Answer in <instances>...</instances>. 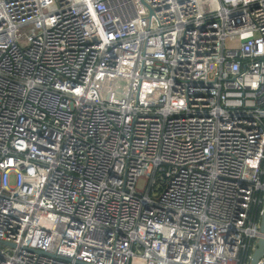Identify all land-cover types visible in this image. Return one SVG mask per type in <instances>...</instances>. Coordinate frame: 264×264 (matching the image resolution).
<instances>
[{
	"label": "built area",
	"instance_id": "built-area-1",
	"mask_svg": "<svg viewBox=\"0 0 264 264\" xmlns=\"http://www.w3.org/2000/svg\"><path fill=\"white\" fill-rule=\"evenodd\" d=\"M263 162L264 0H0V264H250Z\"/></svg>",
	"mask_w": 264,
	"mask_h": 264
},
{
	"label": "water",
	"instance_id": "water-1",
	"mask_svg": "<svg viewBox=\"0 0 264 264\" xmlns=\"http://www.w3.org/2000/svg\"><path fill=\"white\" fill-rule=\"evenodd\" d=\"M261 232L262 235L257 240V247L253 251L252 259L250 264H260V259L264 256V210L261 216Z\"/></svg>",
	"mask_w": 264,
	"mask_h": 264
},
{
	"label": "trees",
	"instance_id": "trees-1",
	"mask_svg": "<svg viewBox=\"0 0 264 264\" xmlns=\"http://www.w3.org/2000/svg\"><path fill=\"white\" fill-rule=\"evenodd\" d=\"M263 164H264V162H263ZM242 256V255H241ZM243 259H244V256H243Z\"/></svg>",
	"mask_w": 264,
	"mask_h": 264
}]
</instances>
